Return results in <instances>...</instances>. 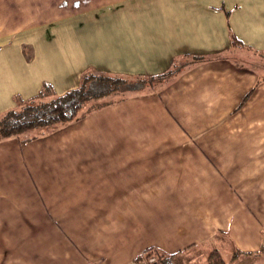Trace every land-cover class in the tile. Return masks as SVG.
Masks as SVG:
<instances>
[{
    "label": "crops",
    "instance_id": "0c3cea01",
    "mask_svg": "<svg viewBox=\"0 0 264 264\" xmlns=\"http://www.w3.org/2000/svg\"><path fill=\"white\" fill-rule=\"evenodd\" d=\"M230 31L264 50V0H0V116L43 82L61 94L86 70L150 76L209 56L0 140V264H135L199 244L264 264V74L231 61L245 48Z\"/></svg>",
    "mask_w": 264,
    "mask_h": 264
},
{
    "label": "trees",
    "instance_id": "16d2710c",
    "mask_svg": "<svg viewBox=\"0 0 264 264\" xmlns=\"http://www.w3.org/2000/svg\"><path fill=\"white\" fill-rule=\"evenodd\" d=\"M226 13L228 15V11ZM229 34L233 47L250 48L245 46L232 31ZM253 51L257 55L264 56V50ZM205 58H209V56L198 53L185 54L181 60L173 62L166 70L150 76L140 73L122 75L106 71L86 70L81 74L77 86L67 89L61 94L56 93L52 84L43 82L37 94L21 101L19 105L5 111L0 116V140L14 136L18 137L20 141L32 139L36 135L29 134L28 132L31 130L40 129L41 133H46L58 125L75 121L102 106L115 102L113 100L98 102V99L106 95L124 92L126 94L121 97L123 99L130 95L143 93L152 88L151 84L160 81L167 83L182 71ZM248 94L249 92L243 96L240 103L245 100ZM151 253H155L162 264H167V261L174 255L150 247L146 254H138L134 258V262ZM238 253L234 251L231 257H236ZM207 264H225L216 248H211L209 251Z\"/></svg>",
    "mask_w": 264,
    "mask_h": 264
},
{
    "label": "rangeland",
    "instance_id": "374dc122",
    "mask_svg": "<svg viewBox=\"0 0 264 264\" xmlns=\"http://www.w3.org/2000/svg\"><path fill=\"white\" fill-rule=\"evenodd\" d=\"M227 55H229L228 57L231 59V61L237 64H241V65L245 64L247 66H255L256 68L255 70H257L261 74H264V56L252 53L247 49H243L240 51H229ZM152 83H155V82H152ZM164 84L165 83L160 81L155 84H151L153 85L151 87L155 86V88L159 89ZM122 93L116 92L110 95H106L98 99V102L107 101V100L117 101L119 98L121 99L122 96H125L126 93L124 94ZM30 132L37 133V132H40V129L31 130ZM210 250L211 249L209 245L199 244L185 252L177 253L175 256L171 257L169 261H167V264H207V256ZM146 251H148V249H146ZM146 253H143V254H146Z\"/></svg>",
    "mask_w": 264,
    "mask_h": 264
},
{
    "label": "built area",
    "instance_id": "2783aa9c",
    "mask_svg": "<svg viewBox=\"0 0 264 264\" xmlns=\"http://www.w3.org/2000/svg\"><path fill=\"white\" fill-rule=\"evenodd\" d=\"M147 251L145 250L146 253ZM135 264H162L157 255L155 253H151L149 255H146L144 258L140 259L139 261L135 262Z\"/></svg>",
    "mask_w": 264,
    "mask_h": 264
}]
</instances>
